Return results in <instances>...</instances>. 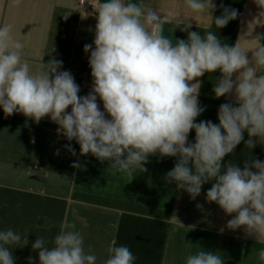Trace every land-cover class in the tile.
Instances as JSON below:
<instances>
[{
	"label": "clouds",
	"instance_id": "9594fccd",
	"mask_svg": "<svg viewBox=\"0 0 264 264\" xmlns=\"http://www.w3.org/2000/svg\"><path fill=\"white\" fill-rule=\"evenodd\" d=\"M256 3L264 9V0ZM186 4L194 13H207L217 29L238 16L236 9L221 3L222 15L213 17L217 7L213 0ZM96 20L93 44L84 45L93 78L85 96L78 95L80 86L70 71L60 70V60L52 58L42 71L33 73L23 58V43L13 38L9 25L0 27V108L5 116L19 112L37 124L50 117L59 125L58 133L79 144L80 155L108 161L114 174L133 177L147 171L149 157H175L174 167L164 176L167 183H175L193 200L204 184L211 183L206 201L232 216L226 227L243 228L247 237L264 244V161L253 157L241 167L226 160L242 142L250 150L264 144V44L259 42L264 35L256 37L257 47L246 51L239 43H222L212 31L203 35L190 31L189 18L173 11L161 18L156 10L131 0H104ZM165 23H174L187 39L164 36ZM217 71L214 96L229 97V102L219 106L218 124L197 123L205 108L198 100L200 83L191 82ZM192 130L195 140L189 142ZM66 147L76 155L70 144ZM72 167L81 165L77 161ZM28 235L12 228L0 231V264H16L12 249L28 246ZM115 245L113 240L105 264H134L130 248ZM31 248L38 251L39 264L97 261L96 255L85 252L75 223H62L51 242L37 237ZM258 258L264 261V249ZM28 264H34L31 256ZM186 264L224 260L218 251L201 248L186 258Z\"/></svg>",
	"mask_w": 264,
	"mask_h": 264
},
{
	"label": "crops",
	"instance_id": "0c3cea01",
	"mask_svg": "<svg viewBox=\"0 0 264 264\" xmlns=\"http://www.w3.org/2000/svg\"><path fill=\"white\" fill-rule=\"evenodd\" d=\"M88 1L0 0V27L9 25L13 38L23 43V58L31 71H42L43 64L52 58L62 61L60 70L74 76L80 96L87 95L93 85L90 53L84 52V45L93 44L97 12ZM131 2L156 10L161 18L173 11L189 18L190 31L201 35L212 31L222 43H239L246 51L257 47L256 37L264 35V16H260L264 9L256 0H213L217 6L213 17L222 15L221 3L238 11L237 18L220 29L207 13L192 12L186 0ZM163 35L173 41L187 39V33L176 29L174 23L163 25ZM259 42L264 44V39ZM248 56L251 58V52ZM219 76V71L205 73L199 81L191 82L200 83L198 100L205 108L197 123L210 120L218 124L219 106L229 102V97L214 96L213 86ZM97 103L103 112V102L97 98ZM58 128L48 116L37 124L19 112L6 117L0 108V231L12 228L29 233L28 246L12 249L16 264H28L29 256L39 264L38 251H33L31 244L39 236L51 242L64 222L75 223L84 238L85 252L96 255V264H105L113 240L115 246L130 248L136 257L134 264H186V258L201 248L218 251L224 264H264L258 258L264 244L247 237L243 228L228 229L232 216L206 201L211 183L204 184L193 200L175 183L165 181L175 157H149L147 171L133 177L114 174L108 161L80 155L79 144L68 141ZM188 139L194 142V130ZM69 144L75 156L68 151ZM253 157L264 161V144L250 150L242 142L226 160L243 167V161ZM77 161L81 167H72Z\"/></svg>",
	"mask_w": 264,
	"mask_h": 264
},
{
	"label": "built area",
	"instance_id": "2783aa9c",
	"mask_svg": "<svg viewBox=\"0 0 264 264\" xmlns=\"http://www.w3.org/2000/svg\"><path fill=\"white\" fill-rule=\"evenodd\" d=\"M86 0H80V2H85ZM88 5L94 12H97L99 3L97 1H88Z\"/></svg>",
	"mask_w": 264,
	"mask_h": 264
}]
</instances>
